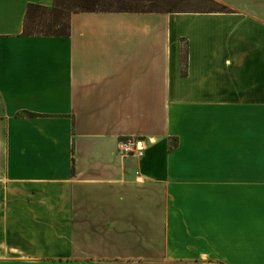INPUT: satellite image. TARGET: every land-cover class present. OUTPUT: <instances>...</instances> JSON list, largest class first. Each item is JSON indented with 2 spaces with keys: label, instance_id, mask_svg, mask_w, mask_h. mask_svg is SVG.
I'll list each match as a JSON object with an SVG mask.
<instances>
[{
  "label": "crops",
  "instance_id": "0c3cea01",
  "mask_svg": "<svg viewBox=\"0 0 264 264\" xmlns=\"http://www.w3.org/2000/svg\"><path fill=\"white\" fill-rule=\"evenodd\" d=\"M220 1L23 35L52 0H0V264H264V0Z\"/></svg>",
  "mask_w": 264,
  "mask_h": 264
},
{
  "label": "trees",
  "instance_id": "16d2710c",
  "mask_svg": "<svg viewBox=\"0 0 264 264\" xmlns=\"http://www.w3.org/2000/svg\"><path fill=\"white\" fill-rule=\"evenodd\" d=\"M141 0H52L50 6L28 3L25 9L23 35H68L69 17L79 11L105 12H206L181 10L175 7L166 10L140 5ZM212 9L207 11H220Z\"/></svg>",
  "mask_w": 264,
  "mask_h": 264
},
{
  "label": "rangeland",
  "instance_id": "374dc122",
  "mask_svg": "<svg viewBox=\"0 0 264 264\" xmlns=\"http://www.w3.org/2000/svg\"><path fill=\"white\" fill-rule=\"evenodd\" d=\"M236 4H240L241 7L251 8L250 0H239L235 1ZM140 5L148 6L156 9L166 10L171 7L181 10H200L207 11L212 9H222L226 4L222 3L220 0H141ZM225 9V10H226ZM184 51V47L182 48ZM183 56V55H182Z\"/></svg>",
  "mask_w": 264,
  "mask_h": 264
},
{
  "label": "built area",
  "instance_id": "2783aa9c",
  "mask_svg": "<svg viewBox=\"0 0 264 264\" xmlns=\"http://www.w3.org/2000/svg\"><path fill=\"white\" fill-rule=\"evenodd\" d=\"M118 153L121 157L125 156H142L145 150V141L139 137H127L119 141Z\"/></svg>",
  "mask_w": 264,
  "mask_h": 264
}]
</instances>
